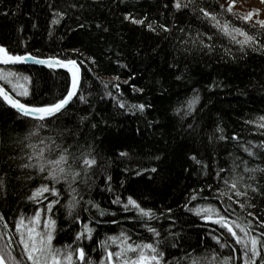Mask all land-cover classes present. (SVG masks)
Here are the masks:
<instances>
[{
  "label": "trees",
  "instance_id": "1",
  "mask_svg": "<svg viewBox=\"0 0 264 264\" xmlns=\"http://www.w3.org/2000/svg\"><path fill=\"white\" fill-rule=\"evenodd\" d=\"M230 2L194 0L188 9L177 11L173 7L174 0H0V42L13 53L28 51L39 58L68 56L82 64L81 91L88 103L74 100L41 135L55 137L59 134L61 140L58 142L74 146L70 150L77 157L91 146L103 160L81 182L72 185L76 188L75 193L63 182L57 185L62 190V197L61 204L52 214L57 221L53 241L56 247L71 244L82 225L89 223L95 229L93 239L81 243L93 250L89 255L98 261L104 255L101 242L107 241L109 249L117 250V245L108 238L119 236L122 231L132 237L130 242H154L156 238L147 231L146 222L160 231L162 237L168 236V245L174 242L169 232L179 234L175 241L179 247L168 248L173 253L168 257L170 260H180L187 251L202 258L203 264H210L215 249L219 253L217 261L222 264L223 257L230 254L228 248L220 249L206 235L213 231L220 234L219 227L184 207L185 204L188 207L211 204L223 211L227 207V197L220 195L226 191L222 178L243 174L249 184L264 185V173H243L241 163L248 161L249 168H264V157H250L240 147L254 148L264 142V130L259 128V117L264 116V51L246 48L242 53L239 44L199 12L204 8L220 13V5L227 8ZM5 12L6 16L3 15ZM55 12L65 13L58 24L53 23ZM234 12L249 11L234 6ZM129 13L137 19L147 17L145 24L125 20ZM218 19L221 24L228 20L235 27H244L248 31V26L233 19L231 14L219 15ZM81 23L85 28H79ZM148 23L163 24L171 31L164 32L159 28L151 31ZM97 24L108 31L96 28ZM200 41L212 45L211 50L203 47ZM76 49L79 53L74 51ZM89 57L96 59L97 64L92 65ZM89 68L91 72L87 71ZM0 69L13 71L21 77L19 83L31 93L28 97H20L21 102L30 101L35 105L60 98L70 83L67 72L47 67L3 65ZM97 76L105 81L118 76L119 81L114 82L120 84L119 90L110 84L108 90L113 96H104V88ZM177 76L181 79L177 80ZM22 77H29V82ZM134 88H143V92L134 91ZM194 89L200 95L195 106V122L193 116L182 120L173 109L179 106L178 102L191 98ZM120 97L129 107L120 109L117 106L116 100ZM143 103L153 107L143 113L130 107ZM81 117L87 119L81 121ZM32 123V118L19 117L0 102V178L5 181L0 186V213L5 215L8 225L5 229L0 222V232L6 233L0 237V248L11 237L9 246L13 255L21 250L15 223L21 217H32L37 209L48 203L47 200L37 203L28 198L41 182L36 170L22 169L15 163L9 167L5 162L8 156H15L16 163L25 162V153L30 149L24 144L36 143V140H25L24 144L18 141L24 139ZM193 123L194 130H190L188 125ZM217 126L228 139L213 138L221 135L216 131ZM233 135L239 139H231ZM121 151L128 152L129 156L119 157ZM192 155H197L209 167L202 171L189 159ZM156 156L160 160H156ZM22 157L25 160H21ZM234 162L240 164V168L229 173L227 170ZM152 167L158 169L157 173L143 171ZM219 168L225 169L221 178L216 177ZM137 170L142 175H136ZM28 174L34 180H28ZM251 176H255V181L248 179ZM192 195H196L197 200L189 203ZM72 196L80 203L69 209ZM118 196L124 202L132 196L143 208L151 209L157 218L148 220L147 217L140 218L134 209L125 211L122 203H113ZM218 196L220 199L216 198ZM237 199L243 202V198L233 196L229 202L232 205L230 219L239 217L238 222L253 219L248 217L247 211L264 216V195L256 196L255 208L248 210L241 209L235 203ZM89 200L98 204L106 215L100 216L96 208L86 203ZM169 207L172 209L170 218ZM69 211L72 216L68 215ZM77 214L81 222L73 221ZM46 219L47 214L42 215V220ZM232 264H242V261L236 260Z\"/></svg>",
  "mask_w": 264,
  "mask_h": 264
},
{
  "label": "snow or ice",
  "instance_id": "2",
  "mask_svg": "<svg viewBox=\"0 0 264 264\" xmlns=\"http://www.w3.org/2000/svg\"><path fill=\"white\" fill-rule=\"evenodd\" d=\"M264 3V0H261ZM236 0H231L227 8L224 5H220L221 12L213 13L209 12L204 8H200L199 12L203 14V18L209 19L213 22V26L225 35L229 36L231 40L240 45V51L243 53L246 48H251L253 51H264V20L256 19L253 22L254 16L258 15V10H252L247 13H236L234 12ZM194 4V0H174L173 7L180 11L182 9H188ZM167 7V5H165ZM195 11V8H193ZM231 14L233 19L239 20L242 25L248 26V31L244 30V27H235L230 21L225 20L221 24L218 19L219 15ZM7 15V13H3ZM64 12H55L53 23L58 24L60 20L64 18ZM125 20L131 21L133 24L144 25L147 17L137 19L133 17L131 13L124 17ZM257 25L259 27H257ZM79 28H85L83 23L78 25ZM96 28H102V25H95ZM147 27L151 31H156L157 28L164 32H170L171 29L165 27V25H155L148 23ZM22 31V29H21ZM103 32H107V28H102ZM183 31V29H180ZM250 32L256 33L255 35ZM51 36L52 33L50 32ZM199 35V34H198ZM237 37H243L238 39ZM212 39L211 36L208 37ZM195 43V41H193ZM203 47L211 50L212 45L203 44ZM79 53V50H74ZM226 51H228L226 49ZM89 62L92 65H96L97 61L94 58L89 57ZM27 61H33L34 63L46 65L49 68H63L70 73V83L66 89L65 94L60 98H56L52 102H44L39 105L32 104L29 102H21L20 97H28L31 93L29 89L19 83L21 77L17 73L0 69V81L4 83L0 84V102L7 106L9 111H14L19 117H30L32 118V128L28 131L23 140L18 143L24 144V141L36 140V143L24 144V147L30 149L29 152L25 153V157L21 160L25 162L16 163L17 158L15 156H8L5 161L9 167L12 164H16L17 167L22 169H34L40 176V184L32 194L28 197L29 200H34L37 203H41L43 200H47L46 206L37 209L33 216L30 218L21 217L17 223H15V231L19 234V245L21 246L20 253L13 255V249L9 246L11 244V237L4 247L0 248V264H203V259L199 258L191 252L185 251L184 256L180 260L175 258L169 259V256H173V253L168 251V248H178L179 244L175 241L178 240L179 234L175 232H169V236L174 241L171 245H168L166 241L168 236L162 237V233L156 228L149 226L145 222V227L148 232L152 233V236L156 239L154 242L148 243H135L132 241V237L121 232L119 236H112L108 239L112 244L117 245V250H111L108 247L107 241L101 242V247L104 249V255L100 256L98 261H94L89 255L90 250L87 246L81 242L85 239L92 240L93 232L95 229L90 226L89 223H84L81 230L75 235V238L71 244L64 245L62 247H56L53 243L55 240V233L57 232V221L52 218L54 208L61 204L62 190L57 185L63 182L68 187L72 188V192H76V188L72 187L73 184L81 182L83 177H87L95 167H98L102 163L103 158L99 156L91 146H88L86 152H81L80 156H75L72 149L74 146H65L61 142V136L58 134L54 136H42L41 133L47 128L48 124L55 118L63 115L68 108L73 104L74 100L81 103H88L87 98L82 94V64L78 63L77 59L70 58L68 56L64 58L60 57H48L46 59H40L34 56L31 52L25 51L23 54L13 53L3 42H0V64L3 65H16L26 63ZM121 67H127V65H121ZM87 71L91 72L89 68ZM25 82H29V77H22ZM96 79L104 88V96H113V93L108 90L109 85L117 89L120 88L119 77H113L110 81ZM177 80L181 79L180 76L176 77ZM127 83V81H125ZM10 86V87H9ZM134 91L143 92V88H134ZM101 96V99L104 98ZM200 101L199 91L194 89L193 96L184 102H178L179 106L174 108L173 111L176 115L180 116L183 120L186 117L193 116L195 122V112L197 111L196 105ZM117 106L120 109L129 107L122 97L117 98ZM131 108L143 113L146 109L152 108L153 106L148 103L131 105ZM81 121L87 119V117H81ZM261 123L259 128L264 130V116L259 117ZM19 122V121H18ZM252 121H248L251 123ZM95 127V125H92ZM151 126V122H149ZM188 128L194 130V123L189 124ZM52 131V129H48ZM139 131V129H137ZM216 131L220 132L219 137H213L218 140H226L228 137L223 135V129L217 126ZM233 140H238V136L233 135ZM250 143V142H249ZM243 147V151L246 152L250 157H264V151L257 152L254 148L264 150V142L254 146V148ZM119 157H128L129 153L125 151L119 152ZM156 160H160L159 156L155 157ZM191 161L199 165L201 170H206L209 165L204 164L201 159H198L197 155L189 157ZM239 159V158H237ZM244 165L243 173H264V168L257 166L256 168L247 167L248 161H241ZM240 168V164H235L227 171L234 173L236 169ZM144 172L157 173L158 169L152 167L150 169H144ZM225 172V169L219 168L216 171V177L221 178V173ZM7 175V173H5ZM136 175H142L140 170H137ZM264 178V177H262ZM28 180H34L31 174L27 175ZM110 181L111 177H107ZM223 184L226 187V191L221 192V196H226L225 201L227 207L221 211L219 208H215L213 205L208 204L207 206L199 205L194 207H188L185 204L184 207L189 211L193 212L196 216L203 218L206 221H210L212 224L217 225L220 230V234L208 232L206 235L210 237L211 241L218 245L220 249L228 248L230 254L223 257L222 264H232L236 260L242 261V264H264V216L254 215L252 211H247L248 217L253 219L245 221H239V217L236 220L230 219L229 209L232 205L229 203L232 201L233 196L237 198H243V202L237 199L235 203L239 204L241 209L248 210L255 208L254 199L258 195H264V185L259 183L249 184L248 180L245 179L243 174L239 176H233L231 178H222ZM248 179L255 181V176L248 177ZM86 182V181H85ZM5 183L3 178H0V186ZM209 188L212 185L208 186ZM111 191V188H109ZM200 191H203L201 189ZM47 194V195H45ZM51 197V199H49ZM220 199V196L216 197ZM82 199V198H81ZM197 200L196 195H192L191 201ZM80 201L76 200L75 196L71 197L68 208L72 209ZM92 207L96 208L100 216L106 215L104 210L100 209L98 204L93 203L91 200L86 202ZM113 203H122L125 211L134 209L139 213L140 218L147 217L148 220L156 219L154 212L151 209H145L141 206V202L133 199L132 196L127 197V201L124 202L118 196ZM88 211L87 208L84 209ZM167 213L170 215L172 209L169 207ZM47 214V219L42 220V215ZM69 216H72V212L69 211ZM114 215V214H113ZM164 215V213H161ZM27 221V222H25ZM74 222H81L80 216L77 214L73 216ZM0 222H3L4 228L7 229L8 225L5 220V215L0 213ZM115 223V221H112ZM99 223V221H96ZM174 223V222H173ZM43 224V228H41ZM238 230V231H237ZM258 231V234H256ZM6 235L4 232H0V237ZM231 241V243L229 242ZM239 255H234V253ZM99 255V254H98ZM219 253L213 249L211 254L210 264H219L217 261Z\"/></svg>",
  "mask_w": 264,
  "mask_h": 264
},
{
  "label": "rangeland",
  "instance_id": "3",
  "mask_svg": "<svg viewBox=\"0 0 264 264\" xmlns=\"http://www.w3.org/2000/svg\"><path fill=\"white\" fill-rule=\"evenodd\" d=\"M235 6L242 11L245 10L252 11L254 10L253 8H255V10H258V15L254 16L253 22L256 19L264 20V9L262 8L264 7V4L261 2V0H236ZM248 8H252V9H248Z\"/></svg>",
  "mask_w": 264,
  "mask_h": 264
},
{
  "label": "water",
  "instance_id": "4",
  "mask_svg": "<svg viewBox=\"0 0 264 264\" xmlns=\"http://www.w3.org/2000/svg\"><path fill=\"white\" fill-rule=\"evenodd\" d=\"M40 59H46V58H40ZM23 65H32V66H39V67H47L46 65L37 64V63H34L33 61H27L26 63L16 64V65H10V66H23ZM0 66H3V64H0ZM47 68H49V67H47ZM50 69H53V70H61V71L67 72V70L66 69H63V68H50ZM68 74L70 75V73H68ZM1 148H2V133H1V126H0V152H1Z\"/></svg>",
  "mask_w": 264,
  "mask_h": 264
}]
</instances>
